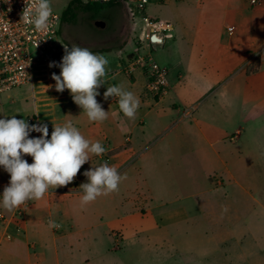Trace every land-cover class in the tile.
Wrapping results in <instances>:
<instances>
[{
  "label": "crops",
  "instance_id": "crops-1",
  "mask_svg": "<svg viewBox=\"0 0 264 264\" xmlns=\"http://www.w3.org/2000/svg\"><path fill=\"white\" fill-rule=\"evenodd\" d=\"M152 7L163 8L158 14H150L152 17L165 20L174 27L173 38L154 47V54L157 51L162 53L157 61L168 70L169 90L163 97L154 98L147 89L143 72L129 76L123 71L135 51V44L131 40L119 51L104 53L108 64L104 85L98 89L100 94L96 99L105 111L107 105H114L118 109V101L111 100V97L105 100L104 92L107 86L119 85L133 92L139 98L140 105L151 104L159 113H168L172 117L171 126L166 134L160 131L158 137L165 134L161 138L167 142L166 149L169 151L175 146L185 150L179 156V167L183 168L180 178L173 175L166 181L158 174L160 162L167 166L165 158L161 155L156 158L149 151L152 143H149L145 132L142 131L140 136L135 135L139 127L145 128L143 119L130 122L127 126L120 123L111 125L110 121L90 122L73 102L69 90L65 89L62 93L55 90L52 75L43 79L39 86L41 92L45 95L48 93L43 100L51 101L50 109L46 107L40 110L32 99V91L29 97L19 101L15 91L2 93L0 118L16 116L30 125L47 124L49 138L53 124L63 125L71 121L87 139L100 141L106 151L100 156L92 155L67 186L50 190L39 201L31 200L25 212L23 229L15 234L13 240H7L5 229H0V264H62L63 256L69 258L67 247H71L74 223L77 218L84 219L86 211L90 210L104 212L110 209L108 213H111V217L106 220V225L107 233L112 238L117 233L124 239L137 238L139 234H162L176 238L179 232L187 235L196 228L201 233L206 229L211 220L209 215L215 210V204H219L220 197L214 190H207V185H201L200 178L191 168H198L203 160L209 163L225 162L229 154H222L216 146L218 144L212 143L195 115L208 95L213 93L214 103L217 101L215 88L236 70H240L244 77L241 99L252 106L264 101V0L258 5H252L251 0H170L164 5H150L148 12ZM55 74H60L56 66ZM118 74L124 77L122 85L117 82ZM49 85L52 87H47ZM23 100L26 107L24 103L21 104ZM143 113L146 115L147 111ZM183 124L195 126L183 127ZM192 133H196L204 145L187 151L186 136ZM238 133L242 134L241 131ZM41 135L30 133L31 138ZM23 158L29 164L33 162L31 156L25 155ZM103 163L115 166L121 175L127 177L120 183V191H127V183L133 181L134 176L126 173H132V166L139 164L136 181L143 185L135 189L134 199L126 202L125 197L124 202L117 204L116 199L112 202V197H115V192H112L98 197L92 205L80 203V185L87 182L83 173ZM9 180L10 175L0 167V195ZM220 181H216V185L223 183ZM190 189L196 192H187ZM253 203H259L264 208V202L256 197ZM16 209L7 211L0 206V214L11 215ZM50 220L60 227L50 228ZM214 243L213 239L199 238V241L193 242L180 241L179 245L173 242L171 246L193 248L203 264H234L229 251L223 252L224 260H212V247L216 246L219 252L220 246H224Z\"/></svg>",
  "mask_w": 264,
  "mask_h": 264
},
{
  "label": "rangeland",
  "instance_id": "rangeland-1",
  "mask_svg": "<svg viewBox=\"0 0 264 264\" xmlns=\"http://www.w3.org/2000/svg\"><path fill=\"white\" fill-rule=\"evenodd\" d=\"M71 1L50 0L52 10L59 15L63 14ZM131 6L126 2H116L110 7L103 5L98 12L81 10L74 22L61 23V40L69 48L77 45L103 56L104 53L119 51L128 42L134 41L132 26L142 25L139 17L132 16L129 9ZM162 10L163 8L152 7L149 15L158 14ZM98 22H103L105 27L99 28ZM63 55L64 53L54 61L57 65ZM161 55L162 53L157 51L156 59L161 58ZM56 68L60 73V68L58 66ZM242 76L240 70L227 76L215 88L217 101L214 103L213 93L208 95L202 100V106L195 115L212 143L218 144L216 146L222 154H229L225 162L209 163L203 160L198 168H191L194 169L195 176L198 175L200 178L201 185H207V190H214L220 197L219 204H215V210L209 215L211 220L207 223L204 232L201 233L196 228L187 235L179 232L176 238L162 234L153 236L139 234L137 238L125 239L117 233L112 238L107 233L106 225V220L111 217V213H108L110 209L107 208L104 212L90 210L86 211L84 219L77 218L74 223L71 247H67L69 258L63 256L62 264H203L198 252L193 248L189 250L184 246L181 248L171 246L173 242L179 245L180 241L193 242L199 241V238L213 239L214 244L224 245L220 246L219 252L216 246L212 247L211 256H214L212 260H224L223 252L229 251L228 255L235 261L234 264H264V208L259 203H253L254 197L264 202V101L252 106L241 99L245 87ZM117 82L120 85L124 83L122 74H118ZM29 88L30 86H24L12 91L18 94L19 101L21 98L29 97L31 91ZM221 92L226 94V101L221 100ZM23 103L26 107L24 100L21 104ZM144 110L147 111L146 115L143 113ZM107 111L111 114L105 121H110L111 125L120 123L127 126L130 122L143 119L145 128L139 127L135 135L140 136L142 131L145 132L149 143H152L149 151L153 152L156 158L159 155L165 158L167 166L161 165L160 162L158 174L166 181L173 175L175 178H180L183 168L179 167L181 162L179 156L185 150L177 149L175 146L169 151L166 149L167 142L161 138L171 126L172 117L168 113L163 114L162 111L159 113L151 104L140 105L134 120L125 117L114 105H107ZM160 131L165 134L158 137ZM239 131L242 132L241 135ZM186 137H188L187 151L204 145L196 133ZM138 165L132 166L130 169L133 170L132 173H126L134 176V180L127 183V191L123 189L115 191L112 202L116 199L119 204L125 197L126 202L134 199L135 189L143 185L136 181L139 174L136 170ZM220 180L223 183H220L221 185L218 183L217 186L216 181L221 182ZM122 182L123 180L120 183ZM190 191L196 192L195 189L187 192ZM93 202L90 204L92 205ZM130 206L127 208L129 209ZM225 208L227 211H224Z\"/></svg>",
  "mask_w": 264,
  "mask_h": 264
},
{
  "label": "clouds",
  "instance_id": "clouds-1",
  "mask_svg": "<svg viewBox=\"0 0 264 264\" xmlns=\"http://www.w3.org/2000/svg\"><path fill=\"white\" fill-rule=\"evenodd\" d=\"M52 15L50 0H25L22 19H27L37 30L49 29ZM107 64L103 55L77 45L70 48L64 45L61 62L49 64V67L60 68V74L53 73L51 77L55 81V90L61 93L69 90L73 102L90 122L102 123L108 119V111L96 99L100 94L98 89L104 85ZM110 97L118 98L119 109L125 117L135 119L141 102L133 92L114 85L104 92L105 100ZM220 97L226 101L225 93L221 92ZM32 132L42 135L31 138ZM105 151L100 141L87 139L71 121L53 124L49 138L47 124L30 125L16 116L0 118V167L10 175L8 185L0 195V206L12 211L28 201L43 199L50 190L70 184L92 155L100 156ZM25 155L32 157L31 164L23 158ZM83 174L87 182L80 185L82 205L118 191L120 182L127 178L107 163L93 166ZM49 227L59 228L60 225L50 220Z\"/></svg>",
  "mask_w": 264,
  "mask_h": 264
},
{
  "label": "built area",
  "instance_id": "built-area-1",
  "mask_svg": "<svg viewBox=\"0 0 264 264\" xmlns=\"http://www.w3.org/2000/svg\"><path fill=\"white\" fill-rule=\"evenodd\" d=\"M126 2L133 17H139L142 25L134 29L135 51L123 71L133 76L143 72L147 89L154 98L163 97L170 88L168 70L161 66L154 54V47L173 38L171 23L149 15L152 4L164 5L170 0H84L83 4L107 5L112 2ZM261 0H251L252 5ZM25 0H0V94L30 86L32 99L42 108L50 109L51 101L43 100L48 93L41 92L43 79L55 73V66L49 67L64 53V43L60 37L62 15L53 11L51 27L37 30L22 19ZM136 26V25H134ZM157 37L159 40H153ZM118 101L117 97L111 98ZM37 109V107H36ZM30 201L18 207L11 215L0 214V229H5V238L13 240L25 224V212Z\"/></svg>",
  "mask_w": 264,
  "mask_h": 264
},
{
  "label": "trees",
  "instance_id": "trees-1",
  "mask_svg": "<svg viewBox=\"0 0 264 264\" xmlns=\"http://www.w3.org/2000/svg\"><path fill=\"white\" fill-rule=\"evenodd\" d=\"M112 2L107 4L106 6H112L115 4ZM102 5H91V4H83L80 0H72L65 11L62 14V22L63 23H72L76 20L78 12L86 11V12H98L102 9Z\"/></svg>",
  "mask_w": 264,
  "mask_h": 264
},
{
  "label": "water",
  "instance_id": "water-1",
  "mask_svg": "<svg viewBox=\"0 0 264 264\" xmlns=\"http://www.w3.org/2000/svg\"><path fill=\"white\" fill-rule=\"evenodd\" d=\"M97 26H98L99 28H104V27H105V24H104L103 22H98V23H97ZM153 40L156 41V40H159V39H158L157 37H154Z\"/></svg>",
  "mask_w": 264,
  "mask_h": 264
}]
</instances>
